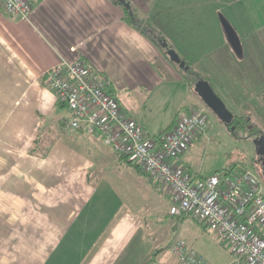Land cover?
Wrapping results in <instances>:
<instances>
[{"label":"crops","instance_id":"obj_1","mask_svg":"<svg viewBox=\"0 0 264 264\" xmlns=\"http://www.w3.org/2000/svg\"><path fill=\"white\" fill-rule=\"evenodd\" d=\"M29 1L27 18L0 9V264H184L170 249L179 239L212 264H229L225 240L189 216L170 214L166 187L97 133L66 127L72 114L45 76L62 60H82L111 79L121 110L143 127L135 117L139 102L164 82L196 73L232 121L240 107H229L213 87L245 81L264 98V0H124L179 61L127 23L114 0ZM196 82L193 92L204 103ZM192 103L185 111L200 104ZM196 138L175 160L192 182L202 175L182 156L189 158ZM261 180L264 189L263 174Z\"/></svg>","mask_w":264,"mask_h":264},{"label":"built area","instance_id":"obj_2","mask_svg":"<svg viewBox=\"0 0 264 264\" xmlns=\"http://www.w3.org/2000/svg\"><path fill=\"white\" fill-rule=\"evenodd\" d=\"M30 8L29 0H0L7 15L27 18ZM45 82L72 114L68 129L97 133L113 153L127 155L149 179L166 187L170 214L189 216L225 240L229 264H264L261 177L248 168L225 169L192 182L175 161L206 129L204 108L183 111L168 129L150 136L121 110L110 91L111 79L82 60L60 61L47 71ZM170 249L184 264H212L183 239Z\"/></svg>","mask_w":264,"mask_h":264},{"label":"rangeland","instance_id":"obj_3","mask_svg":"<svg viewBox=\"0 0 264 264\" xmlns=\"http://www.w3.org/2000/svg\"><path fill=\"white\" fill-rule=\"evenodd\" d=\"M162 33L164 34V31ZM160 40L165 42L164 39L160 38ZM197 80V74L194 73L184 82L171 80L164 82L151 95L145 97L144 101L139 102L136 119L142 123L148 134L163 132L171 117L174 116L175 119L177 115L185 111L187 106L193 104V100H197L202 105L195 103L191 109L204 108L208 124L204 132L197 137L199 139L194 140L196 142L187 153L189 158L182 156L190 171L192 173L198 171L201 177H204L225 169L235 171L237 168L246 167L262 178L261 166L259 165V169L257 165L259 156L255 153L254 146H256L255 138L264 135V105L262 104L264 98L259 97L255 92L256 87L250 88L245 81H240L234 86L213 87L219 97L223 98L227 104L229 103L232 108H234L232 102L240 107L241 113L236 112L237 115L244 116L245 120L242 123L227 127L196 97L191 85ZM243 101L248 102L242 105ZM188 220L191 222V219ZM210 244L209 246L214 248L213 244ZM221 244L225 245L226 241ZM218 250L225 259L222 249L218 248Z\"/></svg>","mask_w":264,"mask_h":264},{"label":"water","instance_id":"obj_4","mask_svg":"<svg viewBox=\"0 0 264 264\" xmlns=\"http://www.w3.org/2000/svg\"><path fill=\"white\" fill-rule=\"evenodd\" d=\"M221 24L227 34L231 44L234 46V49L237 52L241 51L240 41L236 37L235 32L230 25V23L224 18L221 17ZM165 44V43H164ZM167 54L174 61H179V57L173 52L172 49L167 50ZM183 62H180L182 65ZM194 90L198 93L201 99L204 101L206 106L212 110L215 114H217L221 119L230 122L231 118L230 114L227 113L223 104L218 99L217 95L213 92L212 88L208 83L204 80H199L195 83ZM225 115H228L227 117ZM255 153L259 156L261 161L262 174L264 176V135L255 138ZM259 162V161H257Z\"/></svg>","mask_w":264,"mask_h":264},{"label":"trees","instance_id":"obj_5","mask_svg":"<svg viewBox=\"0 0 264 264\" xmlns=\"http://www.w3.org/2000/svg\"><path fill=\"white\" fill-rule=\"evenodd\" d=\"M115 3L120 4L122 10H123V19L129 23L130 25L134 26L135 28H137L143 35L147 36L152 43H154L156 45V43L158 42L159 44V49L161 50V52H165L168 50L167 45L164 44V42H162L160 40L159 37H154L156 35V30L154 29V27L151 25L150 21L144 18H139L135 12V9L131 8V6L129 4H126V2L124 0H114ZM151 35V37H149ZM164 53V54H165ZM168 55V54H166ZM245 120L243 115H236L233 120L231 121L232 124L235 123H242V121ZM122 157H124L126 160H128L127 155H121ZM128 163L135 165L137 168H139V166L132 160H128ZM228 170V169H226Z\"/></svg>","mask_w":264,"mask_h":264},{"label":"flooded vegetation","instance_id":"obj_6","mask_svg":"<svg viewBox=\"0 0 264 264\" xmlns=\"http://www.w3.org/2000/svg\"><path fill=\"white\" fill-rule=\"evenodd\" d=\"M231 125H234V124H231ZM258 161H259V163H258V164L261 166V164H260V163H261V161H260V158H258Z\"/></svg>","mask_w":264,"mask_h":264}]
</instances>
